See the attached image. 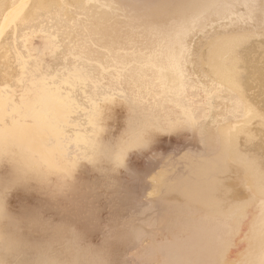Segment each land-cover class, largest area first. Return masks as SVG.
Returning <instances> with one entry per match:
<instances>
[{"label": "bare ground", "instance_id": "1", "mask_svg": "<svg viewBox=\"0 0 264 264\" xmlns=\"http://www.w3.org/2000/svg\"><path fill=\"white\" fill-rule=\"evenodd\" d=\"M257 1L177 0L170 18L183 27L164 33L161 24L171 19L126 30L98 0H0V164L19 166L22 179L68 177L84 160L102 166L114 155L102 122L120 93L133 120L126 133L139 131L132 142L115 140L119 164L124 148H143L170 128L192 132L201 144L198 156L186 158L185 176L163 171L154 188L173 214L197 223L185 248L197 264H260L264 14L251 27L243 20ZM206 14L208 30L189 42ZM39 35L49 62L33 54Z\"/></svg>", "mask_w": 264, "mask_h": 264}, {"label": "rangeland", "instance_id": "2", "mask_svg": "<svg viewBox=\"0 0 264 264\" xmlns=\"http://www.w3.org/2000/svg\"><path fill=\"white\" fill-rule=\"evenodd\" d=\"M98 1L116 12L126 30L133 31L149 25L142 21L171 19V7L177 2ZM263 14L264 0H258L249 13L243 14V20L251 27L260 23ZM209 17L206 14L192 25L189 42L208 30ZM161 25L166 30L164 33H177L183 22L171 19ZM31 48L40 61H51L43 52L40 35L31 40ZM119 94L114 100L118 98V102L107 103V107L103 103V111L106 107L109 117L106 115V119L104 112L106 121L102 124L108 123L104 126L109 132H105L112 136L104 133L105 138H101L102 141L110 138L105 142L108 146L113 139L110 145L113 150L109 147L114 155L108 161L102 158V166L98 161L95 166L84 160L79 163L82 167L78 166L76 173L73 172L76 175L67 177L47 172L40 180L33 176L22 179L19 166L13 165L17 169L14 171L11 164H0V186L3 188L0 197L4 196L0 199V203L3 202L0 207L4 206L0 209L6 210L0 245L4 248L7 264H197L196 257L185 249L193 242L197 223L173 214L164 192L155 193L154 188L157 176L163 171L169 170V178L185 176L186 158L197 155L201 144L196 142L197 136L187 130L180 129L179 135L175 131L157 134L152 141L146 142L150 147L144 144L143 148L141 145L124 148V156L121 154L124 164H119V141L132 142L139 131L126 133L133 120ZM180 225L184 226L182 230H178ZM178 246L185 249L184 254L177 251Z\"/></svg>", "mask_w": 264, "mask_h": 264}, {"label": "clouds", "instance_id": "3", "mask_svg": "<svg viewBox=\"0 0 264 264\" xmlns=\"http://www.w3.org/2000/svg\"><path fill=\"white\" fill-rule=\"evenodd\" d=\"M4 212H0V232L3 231L4 223H3ZM0 264H7L4 259V248L0 245Z\"/></svg>", "mask_w": 264, "mask_h": 264}, {"label": "snow or ice", "instance_id": "4", "mask_svg": "<svg viewBox=\"0 0 264 264\" xmlns=\"http://www.w3.org/2000/svg\"><path fill=\"white\" fill-rule=\"evenodd\" d=\"M168 131H169V132L175 131L176 134H178V135L180 134V130H178V129L170 128V129H168ZM139 139H141V140L143 141V137H140ZM148 142H150V140H149ZM260 264H264V259H262V260L260 261Z\"/></svg>", "mask_w": 264, "mask_h": 264}]
</instances>
